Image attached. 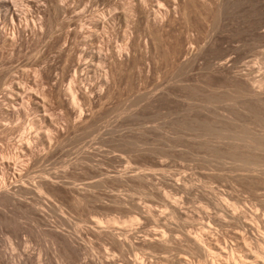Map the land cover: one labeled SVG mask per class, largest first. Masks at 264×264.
<instances>
[{"label": "rangeland", "instance_id": "rangeland-1", "mask_svg": "<svg viewBox=\"0 0 264 264\" xmlns=\"http://www.w3.org/2000/svg\"><path fill=\"white\" fill-rule=\"evenodd\" d=\"M0 6V260L264 263V0Z\"/></svg>", "mask_w": 264, "mask_h": 264}, {"label": "bare ground", "instance_id": "bare-ground-1", "mask_svg": "<svg viewBox=\"0 0 264 264\" xmlns=\"http://www.w3.org/2000/svg\"><path fill=\"white\" fill-rule=\"evenodd\" d=\"M1 1V0H0ZM4 1V0H3ZM10 3H12V2H10ZM15 2H13V5L15 6ZM12 5V6H13ZM2 6H0V8H1ZM17 11H19L18 10V8L16 9V11H14V12H17ZM0 12H4L3 13V17H4V19H8V16H9V19H13L14 17H15V13L14 12H12L11 14H9L7 11H5L4 9L3 10H1ZM21 12V11H20ZM22 13V12H21ZM18 15H19V13H17ZM1 15V14H0ZM17 16V15H16ZM20 16V15H19ZM18 19H20V17L18 18ZM13 21H14V19H13ZM13 23V22H12ZM262 31H264V30H262ZM261 31V32H262ZM23 32V31H22ZM18 34H19V31H18ZM17 34V36H19ZM14 35V34H13ZM254 67V66H253ZM249 68H250V66H249ZM255 68V67H254ZM261 71H263V70H261ZM254 72V71H253ZM258 72V71H257ZM244 73V72H243ZM261 73V72H260ZM259 74V73H258ZM257 75V74H256ZM260 75V74H259ZM261 78V77H260ZM238 89H239V94H241V97L242 98H246V99H248V95L250 94V92H248L247 90H246V88L244 87V82L242 81V79H240V78H238ZM249 81V80H248ZM260 82V83H259ZM259 84H262V82H264V77H262L260 80H259ZM258 83H256V85L258 84ZM259 86H261V85H259ZM255 87V86H254ZM263 88V87H262ZM258 91H260V90H258ZM262 91V90H261ZM18 92V91H17ZM19 93V92H18ZM17 93V94H18ZM19 95V94H18ZM262 96V95H261ZM260 96V97H261ZM250 97H252V96H250ZM263 97V96H262ZM254 99V98H253ZM250 102L252 103V104H256V105H263L264 106V100H262V99H259V97L258 98H256V100L254 101V102H252L251 100H250ZM45 172V171H44ZM40 175H43V173L41 172L40 173ZM39 176V175H38ZM44 177H45V175H44ZM44 177H42V179H45ZM4 180V179H3ZM12 180H13V178H12ZM20 180V179H19ZM18 180V181H19ZM22 180V179H21ZM46 180V179H45ZM9 181V180H8ZM17 181V180H16ZM42 181V180H41ZM50 181H52V180H50ZM20 182V181H19ZM53 182H54V180H53ZM91 183H92V181H90ZM90 182H88V183H90ZM11 183H13V182H11ZM10 183V184H11ZM21 183V182H20ZM20 183L18 184V185H20ZM32 183V182H31ZM5 184H6V182H5ZM22 184V183H21ZM24 184V185H23ZM23 186L22 187H25V183H24V181H23ZM32 184H34V182L32 183ZM14 185V184H13ZM12 185V186H13ZM18 185H16V187L18 186ZM5 186V185H4ZM3 186V187H4ZM9 187H11V185L9 186ZM30 187V186H29ZM29 187H27V189L29 188ZM40 187V189H41V187H42V185H40L39 186ZM2 188V187H1ZM20 188V187H19ZM32 188V190H33V187H31ZM35 188H37V187H35ZM43 189V188H42ZM41 189V191H44V190H42ZM35 190V189H34ZM16 191H17V188H16ZM28 191V190H27ZM40 191V192H41ZM15 191H13V193H14ZM12 193V191H10V188L8 189V187L6 186V188H3L1 191H0V196H3V197H6V199L7 198H9V197H11L12 195H14ZM16 194V193H15ZM21 194V193H20ZM37 194H39V191H38V193ZM40 195V194H39ZM43 195H44V192H43ZM41 196H42V194H41ZM15 196H13V198H14ZM17 197H19V196H16L15 198H17ZM40 197V196H39ZM26 198V197H25ZM1 200V199H0ZM15 200V199H14ZM19 200H20V198H19ZM39 200H41V199H37V203H38V201ZM211 200H212V198H211ZM210 200V201H211ZM216 200V199H215ZM8 201H10V200H8ZM43 201V200H42ZM49 201V200H48ZM217 201V200H216ZM213 202H215V201H213ZM212 202V203H213ZM219 203V202H218ZM215 204V203H214ZM37 205V204H36ZM219 205V209H220V207H221V210H223L222 208V206L220 205V203L218 204ZM35 206V205H34ZM40 206V205H39ZM172 206V205H171ZM215 206H217V203H216V205ZM42 206H40V208H41ZM56 207H58V206H56ZM174 207H175V205H174ZM39 208V207H38ZM51 208V207H50ZM34 209H36V210H38L37 209V206H36V208H34ZM40 210V209H39ZM42 210V209H41ZM60 210V209H59ZM225 210V209H224ZM143 211V210H142ZM226 211V210H225ZM236 211V210H235ZM40 212V211H39ZM42 212L43 211H41V214H42ZM144 212V211H143ZM60 213V212H59ZM59 213H58V215H59ZM228 213V212H227ZM60 214H62V213H60ZM228 214H230V213H228ZM231 214H233V212L231 213ZM236 214V213H235ZM229 216H231V215H229ZM234 216V218H235V215H233ZM232 217V216H231ZM65 218V217H64ZM61 223H62V221H61ZM46 224V223H45ZM250 225V224H249ZM247 225H245V227H246ZM99 228V227H98ZM247 228V227H246ZM106 229V228H105ZM57 230V229H56ZM55 230V231H56ZM101 230V229H100ZM249 230H250V228H249ZM51 231H53L52 229H51ZM105 231V230H104ZM57 232V231H56ZM59 232H61L60 230H59ZM76 232V231H75ZM62 233V232H61ZM73 233V232H72ZM104 234L106 233V234H108L110 237H111V239L114 241V242H116V244L117 245H119V246H127V244L126 243H124V242H121L120 240L119 241H117L116 239H115V236H114V234H115V232L113 233L112 231H109V230H107L106 232H103ZM125 234V233H124ZM64 235H66L65 233H64ZM73 235H75V234H72V239H73ZM77 235V237H79L78 235V233L76 234ZM116 235V234H115ZM66 236H71V234L70 235H66ZM105 236V235H104ZM67 237V238H68ZM76 237V236H75ZM74 237V239H76ZM108 237V236H107ZM66 238V239H67ZM117 238V237H116ZM51 239L53 240V243L57 246V247H59L60 249H63L64 251H66L68 254H69V252L65 249V248H63L62 246H61V239H62V237L59 235V234H57V233H55V232H52L51 233ZM160 239V238H159ZM192 239V238H191ZM69 240H70V238H69ZM77 240V239H76ZM79 240V239H78ZM77 240V241H78ZM82 240V239H81ZM161 240V239H160ZM165 240V239H164ZM188 240V239H187ZM71 241V240H70ZM161 241H163V236H162V240ZM161 241H159V240H155L154 242H157L158 244H161V243H163V242H161ZM66 242V241H65ZM20 243V242H19ZM81 243V242H80ZM191 243H193L194 244V246H195V248L199 251V253H201L200 255H202L203 254V256L204 255H208V253H207V250L204 248V247H202L200 244H198V242L197 241H195V240H191ZM72 244L74 245V243L72 242ZM69 245H71V244H69ZM83 245V244H82ZM132 245V244H131ZM72 246V245H71ZM77 246V245H76ZM81 246V245H80ZM80 248V247H79ZM121 248V247H120ZM24 250V249H23ZM73 250V249H72ZM74 251V250H73ZM24 252H25V250H24ZM76 252V251H75ZM1 253V252H0ZM6 252H3L2 253V255H4ZM198 253V254H199ZM8 254V253H7ZM24 254V253H23ZM6 255V254H5ZM9 255V254H8ZM11 255V254H10ZM9 255V256H10ZM76 255V254H75ZM0 256H1V254H0ZM28 256V255H27ZM71 256V255H70ZM79 256V255H78ZM77 256V257H78ZM7 257V256H6ZM6 257L4 256V259L5 260H0V264H7L5 261H9L10 260V264H12L11 263V259H9L10 257H8L7 259H9V260H7L6 259ZM28 257H30V256H28ZM28 257H26V258H28ZM1 258H2V256H1ZM0 258V259H1ZM13 258V257H12ZM25 258V257H24ZM24 258H22V262L24 263V264H27L26 263V260H28V259H24ZM3 259V258H2ZM20 259H21V257H20ZM24 259V260H23ZM13 261H14V259H12ZM12 261V262H13ZM20 261V260H19ZM29 261V260H28ZM86 261V260H85ZM85 261H83V263H85L86 264V262ZM179 261H181V259H179ZM16 262V261H15ZM96 262V261H95ZM21 263V262H20ZM22 263V264H23ZM44 264H46V263H44ZM264 264V263H263Z\"/></svg>", "mask_w": 264, "mask_h": 264}]
</instances>
